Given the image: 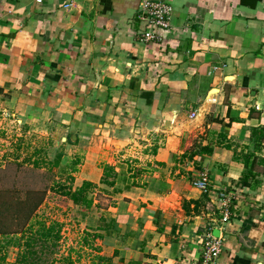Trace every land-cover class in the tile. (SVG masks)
<instances>
[{
	"label": "crops",
	"instance_id": "0c3cea01",
	"mask_svg": "<svg viewBox=\"0 0 264 264\" xmlns=\"http://www.w3.org/2000/svg\"><path fill=\"white\" fill-rule=\"evenodd\" d=\"M142 1L0 0V129L55 141L74 188L115 193L95 244L116 263L195 264L213 225L215 264H264V0H154L173 13L150 42ZM221 190L236 195L225 224Z\"/></svg>",
	"mask_w": 264,
	"mask_h": 264
},
{
	"label": "rangeland",
	"instance_id": "374dc122",
	"mask_svg": "<svg viewBox=\"0 0 264 264\" xmlns=\"http://www.w3.org/2000/svg\"><path fill=\"white\" fill-rule=\"evenodd\" d=\"M8 130L5 129L2 133L0 129V229L4 227L14 230L21 226L25 216V208L22 204L28 193L45 191L47 193L44 202L36 212L37 218L45 219L47 222L57 220L63 223L61 253L66 254L70 249L75 248L85 251L86 254L88 249H91L81 246L83 237L87 232L106 234L104 228L107 223H104L102 218L105 217L107 222L111 220L113 212L109 208L118 202L113 198L115 193L107 188L94 190L90 195L94 205L90 209L78 206L68 198L56 194L51 187L55 182L67 180L69 173L74 169V166L64 160V147L57 145L55 141L48 142L35 136L25 138L23 137L25 133L21 129L16 131L8 128ZM17 134L23 135V138H18ZM12 237L15 238L11 235L0 236V240L6 241ZM97 239L99 242L104 240ZM10 247L4 252L7 259L14 258L15 252H12ZM81 255L80 261L84 258V253ZM75 257L77 258V254Z\"/></svg>",
	"mask_w": 264,
	"mask_h": 264
},
{
	"label": "trees",
	"instance_id": "16d2710c",
	"mask_svg": "<svg viewBox=\"0 0 264 264\" xmlns=\"http://www.w3.org/2000/svg\"><path fill=\"white\" fill-rule=\"evenodd\" d=\"M253 133H256V131ZM249 163L250 161H247V167H250ZM77 164H79V161L75 162V165ZM102 168L104 175L101 179V184L113 186L117 177L115 167L109 164H103ZM249 179L250 174H245L242 183L244 185H250ZM74 181V176L70 175L65 181L55 182L51 190L60 196L68 198L78 206H83L88 209L92 208L94 200L90 195L99 185L90 181H84L81 186L74 188ZM46 193L45 191L28 193V197L22 204L25 208V216L21 226L14 230H8L4 227L0 229V236L2 237L9 235L15 236V238L12 237L6 241L0 240V264H8L4 252L10 246L18 248L17 258L14 264H78L80 262L82 251L76 250L75 248L70 249L66 254L60 251L63 223L57 220L47 222L45 219L37 218L36 212L43 204ZM206 198L205 195L204 199ZM193 202L196 204L195 208H198L200 202ZM102 219L104 223H107L104 232L110 234L115 220L111 219L107 222L105 217ZM104 236V233L101 232H87V235L83 237L81 246H87L97 252L92 257V264H118L114 261V258L102 255L100 253L101 248L95 244L97 238H103ZM75 254H77V258Z\"/></svg>",
	"mask_w": 264,
	"mask_h": 264
},
{
	"label": "built area",
	"instance_id": "2783aa9c",
	"mask_svg": "<svg viewBox=\"0 0 264 264\" xmlns=\"http://www.w3.org/2000/svg\"><path fill=\"white\" fill-rule=\"evenodd\" d=\"M73 3L67 4L71 7ZM173 7L162 1L143 0L137 19L142 26L139 32L141 41L150 42L160 39L159 30L168 29L171 26ZM216 69V67H215ZM193 185L210 195L212 193L209 174L203 172L193 180ZM217 201L222 213V223H229L231 220L232 207L236 195L233 191L221 190L217 193ZM209 229L208 235L204 240L201 258L195 264H215L223 251V240L221 235L213 234V225Z\"/></svg>",
	"mask_w": 264,
	"mask_h": 264
},
{
	"label": "water",
	"instance_id": "95a60500",
	"mask_svg": "<svg viewBox=\"0 0 264 264\" xmlns=\"http://www.w3.org/2000/svg\"><path fill=\"white\" fill-rule=\"evenodd\" d=\"M213 234H214L215 236H219V234H220V233H219V230H218V229L214 230V231H213Z\"/></svg>",
	"mask_w": 264,
	"mask_h": 264
}]
</instances>
